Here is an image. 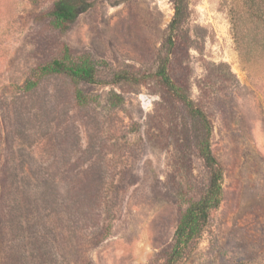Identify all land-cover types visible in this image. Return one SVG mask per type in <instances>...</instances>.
<instances>
[{"label":"rangeland","instance_id":"1","mask_svg":"<svg viewBox=\"0 0 264 264\" xmlns=\"http://www.w3.org/2000/svg\"><path fill=\"white\" fill-rule=\"evenodd\" d=\"M55 0H0V264H164L178 222L208 186L198 124L155 77L172 0H97L65 32ZM242 0H189L171 77L209 117L223 201L184 264H264V44L231 28ZM64 45L95 84L32 69ZM127 70L137 80L112 83ZM92 97L79 106L75 91ZM122 98L112 103V96Z\"/></svg>","mask_w":264,"mask_h":264},{"label":"trees","instance_id":"2","mask_svg":"<svg viewBox=\"0 0 264 264\" xmlns=\"http://www.w3.org/2000/svg\"><path fill=\"white\" fill-rule=\"evenodd\" d=\"M97 0H55L52 7L44 14L49 19V25L56 31L65 32L78 17L91 8ZM174 15L169 24V36L164 44L166 53L159 58V68L155 77L168 92L188 111V114L198 124L199 137L196 152L208 172V186L199 199L191 201L184 210L175 229L171 251L164 264H184L195 250L199 240L208 228L212 212L221 206L223 201V182L225 170L212 150V123L188 92L175 82L169 71L170 54L175 48L177 31L187 22L189 17V0H172ZM231 28L240 51L244 50V26H254L253 30L261 34L259 40L264 44V0H242L240 9L231 8ZM67 76L75 83L95 84L98 81V70L87 54L76 55L72 49L64 45L59 56L40 64L32 72L23 85L24 92H30L39 86L41 81L50 76ZM135 74L124 70L113 74L112 83L137 80ZM114 105L120 104L122 98L118 94L112 96ZM75 101L79 106L91 102L92 97L82 90L75 91Z\"/></svg>","mask_w":264,"mask_h":264}]
</instances>
